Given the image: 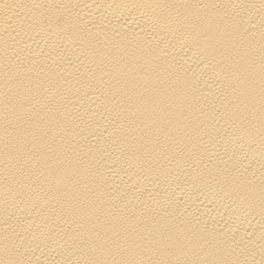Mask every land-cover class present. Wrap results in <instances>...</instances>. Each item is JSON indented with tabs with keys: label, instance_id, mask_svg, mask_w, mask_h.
<instances>
[{
	"label": "bare ground",
	"instance_id": "bare-ground-1",
	"mask_svg": "<svg viewBox=\"0 0 264 264\" xmlns=\"http://www.w3.org/2000/svg\"><path fill=\"white\" fill-rule=\"evenodd\" d=\"M0 264H264V0H0Z\"/></svg>",
	"mask_w": 264,
	"mask_h": 264
}]
</instances>
